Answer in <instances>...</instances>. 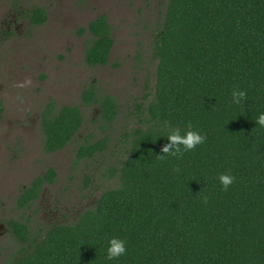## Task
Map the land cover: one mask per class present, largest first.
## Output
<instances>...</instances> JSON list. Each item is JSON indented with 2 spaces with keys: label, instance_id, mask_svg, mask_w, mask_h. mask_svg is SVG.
<instances>
[{
  "label": "trees",
  "instance_id": "obj_1",
  "mask_svg": "<svg viewBox=\"0 0 264 264\" xmlns=\"http://www.w3.org/2000/svg\"><path fill=\"white\" fill-rule=\"evenodd\" d=\"M25 13L33 25L48 18L41 6ZM88 31L86 63L107 65L115 43L108 17ZM152 44L153 83L129 112L132 126L117 139L86 137L77 149L78 162L110 154L111 183L71 223L33 235L27 222L7 220L20 249L0 264H264V128L255 124L264 112V0H167ZM234 88L246 92L240 104ZM83 100L100 104L103 128L115 124L113 95L86 88ZM42 122L44 150L54 153L76 138L85 115L78 104L50 102ZM189 124L205 142L159 159L171 128L183 134ZM221 173L235 177L227 191ZM55 179L53 168L38 176L19 204ZM113 236L127 240V254L107 261Z\"/></svg>",
  "mask_w": 264,
  "mask_h": 264
},
{
  "label": "rangeland",
  "instance_id": "obj_2",
  "mask_svg": "<svg viewBox=\"0 0 264 264\" xmlns=\"http://www.w3.org/2000/svg\"><path fill=\"white\" fill-rule=\"evenodd\" d=\"M167 0H0V263L20 249L7 225L18 219L37 235L48 224L71 223L94 204L100 189L111 183L105 175L110 154L77 161L85 138L111 135L117 139L132 126L129 112L153 83L152 43L162 24ZM46 9L48 20L31 27L25 12ZM107 14L115 40L109 63H86L90 21ZM138 54L141 58H138ZM149 79V80H148ZM149 87L146 90V81ZM86 88L113 95L119 104L114 125L103 128L100 104L85 105ZM78 104L85 123L63 150L43 148L42 113ZM53 168L56 179L46 182L40 196L27 206L19 196L38 177Z\"/></svg>",
  "mask_w": 264,
  "mask_h": 264
},
{
  "label": "clouds",
  "instance_id": "obj_3",
  "mask_svg": "<svg viewBox=\"0 0 264 264\" xmlns=\"http://www.w3.org/2000/svg\"><path fill=\"white\" fill-rule=\"evenodd\" d=\"M246 92L244 90L233 89L231 92L232 103L240 104L245 98ZM255 124L261 128H264V112H260L255 119ZM168 143H166L161 151L162 155H158L159 159H163L165 156H171L180 158L184 152L192 151L198 145L202 144L206 140V136L202 135L199 131L193 130L191 124L187 125L186 129L182 131L179 127L171 128L166 135ZM174 172L179 173V168H174ZM219 183L223 190L227 191L229 186L235 181V177L227 173H221L218 176ZM207 204V197L202 201ZM127 240L118 237H111L106 243V260L114 261L127 254Z\"/></svg>",
  "mask_w": 264,
  "mask_h": 264
},
{
  "label": "flooded vegetation",
  "instance_id": "obj_4",
  "mask_svg": "<svg viewBox=\"0 0 264 264\" xmlns=\"http://www.w3.org/2000/svg\"><path fill=\"white\" fill-rule=\"evenodd\" d=\"M35 7V6H34ZM33 8V7H32ZM31 8V9H32ZM46 10V9H45ZM46 13H47V11H46ZM48 15V14H47ZM101 15H106L107 17H108V20H109V16L107 15V14H101ZM101 15H99V16H101ZM98 16V17H99ZM25 17L27 18V20L29 21V23H30V26L31 27H33V28H35V27H39V26H41V25H33L32 23H31V21L29 20V18L26 16V14H25ZM98 17H96V18H98ZM95 18V19H96ZM47 20H48V18H47ZM46 20V21H47ZM94 20V19H93ZM91 22V21H90ZM89 22V23H90ZM109 22H110V20H109ZM111 24V23H110ZM43 25V24H42ZM89 25V24H88ZM88 25H87V27H84L86 30L85 31H88ZM84 31V32H85ZM89 32V31H88ZM90 33V32H89ZM91 34V33H90ZM91 36H92V34H91ZM114 48V47H113ZM113 51V50H112ZM112 53V52H111ZM85 57H86V55H85ZM86 60V59H85ZM91 67H94V66H91ZM2 102V101H1ZM48 105V104H47ZM46 105V106H47ZM2 108H3V110H4V107H3V103H2ZM46 108V107H45ZM82 108V107H81ZM3 110H2V112H3ZM45 110V109H44ZM83 111V110H82ZM2 112H1V114H2ZM44 112V111H43ZM42 121H43V113H42ZM42 125H43V122H42ZM43 131V130H42ZM43 148H44V133H43ZM63 150V149H62ZM45 151V150H44ZM59 151H61V150H59ZM46 152V151H45ZM56 152H58V151H56ZM56 152H54V153H56ZM46 153H48V152H46ZM48 154H53V153H48ZM44 186V185H43Z\"/></svg>",
  "mask_w": 264,
  "mask_h": 264
}]
</instances>
